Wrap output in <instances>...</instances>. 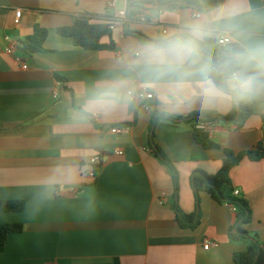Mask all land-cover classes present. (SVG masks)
<instances>
[{
    "label": "crops",
    "instance_id": "crops-1",
    "mask_svg": "<svg viewBox=\"0 0 264 264\" xmlns=\"http://www.w3.org/2000/svg\"><path fill=\"white\" fill-rule=\"evenodd\" d=\"M110 1L0 0V201L26 202L24 212L0 213V225L24 227L9 236L0 264H234L235 254L250 245L229 238L234 210L205 193L198 203L191 185L195 171L216 174L224 159L223 150L194 140L185 119L200 112L198 106L158 116L154 100L150 111L136 103L97 116L81 113L97 84L120 74L116 61L141 41L137 34L150 39L172 32L191 8L157 4L185 0H117L109 11ZM234 2L245 20L264 18V0ZM125 9L149 11V22L117 25L101 41L112 50L87 51L58 34L85 17L100 23ZM36 26L48 32L45 51L28 56L23 43ZM251 35L264 38V27L253 25ZM263 114L264 101H256L242 130L220 122L212 140L235 153L255 150L264 139ZM122 126L131 133H112ZM152 139L175 164L177 197L170 170L150 149ZM117 149L124 155L114 156ZM99 155L103 164L93 178L90 160ZM231 178L253 212L247 229L264 247V160L243 161ZM175 202L184 213L200 215L196 230L179 226Z\"/></svg>",
    "mask_w": 264,
    "mask_h": 264
},
{
    "label": "clouds",
    "instance_id": "clouds-1",
    "mask_svg": "<svg viewBox=\"0 0 264 264\" xmlns=\"http://www.w3.org/2000/svg\"><path fill=\"white\" fill-rule=\"evenodd\" d=\"M185 17L172 32L133 41L116 61L120 74L98 83L81 113L124 110L145 94L154 98L158 116L264 101V38L251 35L264 18L245 20L234 0L192 7Z\"/></svg>",
    "mask_w": 264,
    "mask_h": 264
},
{
    "label": "trees",
    "instance_id": "trees-1",
    "mask_svg": "<svg viewBox=\"0 0 264 264\" xmlns=\"http://www.w3.org/2000/svg\"><path fill=\"white\" fill-rule=\"evenodd\" d=\"M227 0H203V4L207 7L216 8L222 6ZM152 4L156 5L154 1ZM161 7L167 9H181L187 7H199L200 4L196 0H185V3H167L157 2ZM92 18L85 17L81 21L70 27L60 28L58 34L64 38L71 39L75 47L82 48L87 51L112 50L114 45H103L102 39L111 35L110 25L114 22V18L98 22ZM141 40H148L145 36L137 34ZM48 38V32L36 26L34 34L23 43V54L31 56L35 53L45 51V43ZM72 104L74 101L70 98ZM256 102L244 104L233 108L228 115H220L215 112H196L185 119L192 125L194 140L197 144L203 146L206 150H223L224 159L221 169L216 174H209L202 170H197L191 177V185L199 203L201 194L209 195L213 201L220 205H228L235 212V222L229 231V238L233 241H249V247L240 253L235 254L234 264H264V247L261 244L259 237L247 229L253 220V212L249 201L241 196L235 195V186L231 178V172L238 167L243 161L250 160L259 162L264 160V139L255 150L235 153L234 151L222 148L215 143L206 130L199 129L198 125L208 122L225 123L232 125L235 130H242L247 121L254 115V107ZM263 118V133H264V114ZM166 119V118H165ZM158 123V121L156 122ZM151 151L168 167L170 170L174 186L175 195L178 196L179 174L175 164L171 159L155 144L152 139L150 142ZM176 213V219L179 226L183 229L196 230L201 223L199 214L184 213L177 202L173 205ZM26 210V202L24 201H0V213L24 212ZM24 230L21 224H1L0 225V254L5 251L6 243L9 236L21 234Z\"/></svg>",
    "mask_w": 264,
    "mask_h": 264
},
{
    "label": "built area",
    "instance_id": "built-area-1",
    "mask_svg": "<svg viewBox=\"0 0 264 264\" xmlns=\"http://www.w3.org/2000/svg\"><path fill=\"white\" fill-rule=\"evenodd\" d=\"M143 1H147V0H143ZM116 3H117V0H111L107 5L108 10L109 11L115 10ZM21 15H22V12L17 13V17L20 18ZM113 18H114V22L110 25V30H115L117 25L135 26L138 24H146L149 22V11L142 10L141 12L135 13L133 11H129V10L125 9V10H121V11L116 12V16H114ZM164 33H167V30H165ZM16 48H17L16 46L10 47V48L6 49L5 51L7 54L13 55L16 51ZM153 101H154L153 97H150L149 95L145 94L138 103H145L146 110L150 111L151 106L149 105V103L151 104V102H153ZM217 126L218 125L216 123L208 122V123H203V124L198 125V128L206 130L212 138V136L215 134V132L217 130ZM131 131H132L131 126H122V127L114 128L112 130V133L116 134V135L130 134ZM112 154L114 156L121 157L124 155V151L117 149V150H114L112 152ZM90 164L95 167V169L92 170V172L90 173V176L95 178L96 174H97V172H96L97 169L103 164L102 163V156L99 155V156H95V157L91 158ZM235 195L239 196L240 192L238 190H235ZM210 247H211V244L208 243L207 245H205L204 248H205V250H209Z\"/></svg>",
    "mask_w": 264,
    "mask_h": 264
},
{
    "label": "water",
    "instance_id": "water-1",
    "mask_svg": "<svg viewBox=\"0 0 264 264\" xmlns=\"http://www.w3.org/2000/svg\"><path fill=\"white\" fill-rule=\"evenodd\" d=\"M238 109H239V106H238Z\"/></svg>",
    "mask_w": 264,
    "mask_h": 264
}]
</instances>
